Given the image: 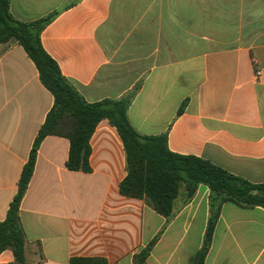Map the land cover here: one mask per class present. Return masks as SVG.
Returning <instances> with one entry per match:
<instances>
[{
  "label": "crops",
  "instance_id": "0c3cea01",
  "mask_svg": "<svg viewBox=\"0 0 264 264\" xmlns=\"http://www.w3.org/2000/svg\"><path fill=\"white\" fill-rule=\"evenodd\" d=\"M10 13L24 23L55 14L43 49L87 103L132 95L138 133L166 134L171 152L264 183V0H10ZM53 105L24 48L0 44V222ZM90 148V172L73 171L69 140H42L19 210L25 264H195L220 204L211 189L199 184L187 200L181 188L165 217L148 197L120 193L126 151L108 120ZM205 264H264V208L222 203Z\"/></svg>",
  "mask_w": 264,
  "mask_h": 264
},
{
  "label": "trees",
  "instance_id": "16d2710c",
  "mask_svg": "<svg viewBox=\"0 0 264 264\" xmlns=\"http://www.w3.org/2000/svg\"><path fill=\"white\" fill-rule=\"evenodd\" d=\"M55 14L38 21L24 23L10 13V0H0V44L12 39L24 48L35 63L42 84L52 93L54 105L38 131L29 159L24 165L18 191L10 203L7 217L0 222V254L11 250L12 264H25V234L21 226L19 210L36 163L37 150L47 136L67 138L70 142L67 167L73 171L90 172V138L102 120H108L117 128L126 151L127 175L120 184V193L131 198L148 197L154 209L165 217L173 213L174 202L180 189L191 199L199 184L208 186L219 199L217 210L211 217L204 244L198 252L195 264H205L220 206L231 201L242 207L264 208V183L253 184L228 173L212 163L195 157L171 152L167 135L145 136L131 125L127 110L132 95L119 100H103L89 104L68 83L57 63L46 53L41 43V33ZM185 103L179 112L184 109ZM155 242H152L139 257L143 261ZM70 264H108L103 258L76 257Z\"/></svg>",
  "mask_w": 264,
  "mask_h": 264
},
{
  "label": "built area",
  "instance_id": "2783aa9c",
  "mask_svg": "<svg viewBox=\"0 0 264 264\" xmlns=\"http://www.w3.org/2000/svg\"><path fill=\"white\" fill-rule=\"evenodd\" d=\"M260 74H261L260 70L256 71V75H260Z\"/></svg>",
  "mask_w": 264,
  "mask_h": 264
}]
</instances>
